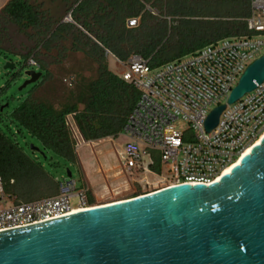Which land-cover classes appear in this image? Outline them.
<instances>
[{"label": "trees", "instance_id": "trees-1", "mask_svg": "<svg viewBox=\"0 0 264 264\" xmlns=\"http://www.w3.org/2000/svg\"><path fill=\"white\" fill-rule=\"evenodd\" d=\"M149 1L79 0L70 13L72 22H61L53 31L41 23L37 10L27 0H9L1 9L0 18L6 16L21 28L44 26V37L51 33L42 40L46 48L59 34H71L74 50L97 64L96 78L81 83L59 107L33 96L49 75L41 63L37 64L41 77L17 107L9 110V100H0V178L6 194L18 195L16 203L59 193L60 184L47 178L43 162L55 166L54 156L75 163L74 143L66 125L68 115L73 116L85 141L116 138L122 132L139 93L108 70L106 51L121 61L131 54L139 55L151 67H157L221 39L249 34L245 19L251 12V0H155L152 5ZM155 5L158 16L169 17V21L155 15ZM137 16L138 26L128 29L126 20ZM28 56L20 57L24 65ZM26 136L36 141L38 151L31 145L29 149L38 152L42 161L25 151L28 145L23 147L17 142V137ZM42 186L54 195L39 198ZM87 196L91 205L92 197L89 193Z\"/></svg>", "mask_w": 264, "mask_h": 264}, {"label": "built area", "instance_id": "built-area-1", "mask_svg": "<svg viewBox=\"0 0 264 264\" xmlns=\"http://www.w3.org/2000/svg\"><path fill=\"white\" fill-rule=\"evenodd\" d=\"M250 9L245 19L249 34L221 39L157 67L139 55L131 54L125 61L112 55L121 68L114 74L139 93L118 135L122 143L116 157L121 169L144 176L148 185L147 179L152 181L153 187L142 194L176 184L217 181L264 134V81L227 103L246 68L264 54V0H251ZM139 20L140 16L127 19L126 27L136 28ZM27 64L38 67L32 58ZM219 106L224 109L218 122L207 131V117ZM69 116L66 125L78 148L85 140ZM87 195L69 180L60 184L55 196L16 203L4 192L0 178V231L87 208ZM73 197L79 202L76 207L70 205Z\"/></svg>", "mask_w": 264, "mask_h": 264}, {"label": "water", "instance_id": "water-1", "mask_svg": "<svg viewBox=\"0 0 264 264\" xmlns=\"http://www.w3.org/2000/svg\"><path fill=\"white\" fill-rule=\"evenodd\" d=\"M25 75L21 89L42 74ZM263 81L264 54L246 68L227 103ZM223 109L209 114L207 131ZM0 264H264V136L217 181L167 186L2 230Z\"/></svg>", "mask_w": 264, "mask_h": 264}, {"label": "rangeland", "instance_id": "rangeland-1", "mask_svg": "<svg viewBox=\"0 0 264 264\" xmlns=\"http://www.w3.org/2000/svg\"><path fill=\"white\" fill-rule=\"evenodd\" d=\"M27 1L37 10L41 23H45L49 26L50 31H53L61 22H72L70 13L79 0ZM154 1L150 0L148 4L152 5ZM155 7V15L158 16V5H155ZM163 10H165L164 7ZM158 17L167 21L170 20L169 17ZM44 28V26H38L37 28L25 29L9 21L6 16L0 18V49H2L0 51V89L5 87L3 93L0 94V100H9V110L17 107L33 87L34 83H30L21 89L24 82L29 79L25 72L29 69L39 71L38 67L24 65L21 56L29 54V59L33 58L37 64L41 63L47 69L49 72L48 77L37 87L33 96L39 100L48 101L55 107L65 103L71 93L76 92L81 83L91 81L97 76V64L81 51L74 50L71 34H59L49 43L47 48L44 47L43 42L47 37V35L44 37ZM79 30H81L80 27ZM50 34L47 38L50 37ZM43 39L45 40L42 41ZM105 57L107 67L108 64L110 67H108V70L119 74L121 68L116 67L111 53H105ZM8 61L14 63L16 67L12 70L4 69V65ZM13 73L17 75L13 76ZM69 117L71 121L73 116ZM16 140L23 147L28 145V149L26 147L25 151L31 157L35 155L40 158L39 161H42L43 158L38 152H31L29 149L30 145L37 147L34 145L36 142L34 139L26 136L25 138L17 137ZM121 143V136L85 141V144L81 147L73 148L75 163L53 156L52 162L55 163V166H47L43 162L44 169L50 176H47V178L59 184H65L69 180H73L77 189L83 187L87 194L91 195L92 205L123 200L132 197L134 194L141 195L153 187L151 185L152 181L148 178V185L145 183L144 176L136 172L129 173L120 168L116 154ZM66 169L71 172L70 178L66 174ZM51 177H54V179H51ZM39 194H41L39 198L54 195L44 186L39 187ZM11 196L14 199L15 196L18 197L16 193ZM78 203L77 198L70 199L72 207H76Z\"/></svg>", "mask_w": 264, "mask_h": 264}, {"label": "bare ground", "instance_id": "bare-ground-1", "mask_svg": "<svg viewBox=\"0 0 264 264\" xmlns=\"http://www.w3.org/2000/svg\"><path fill=\"white\" fill-rule=\"evenodd\" d=\"M263 136H264V134L261 136V138H262ZM261 138H259V139L257 140V142L255 143V145H256V144H259ZM253 146H254V145H253ZM253 146H252V147H253ZM252 147H251V148H252ZM251 148H247V149L243 152V156H244L245 154H248V153L250 152ZM238 162H239V160L236 162V164H237ZM234 165H235V164H234ZM234 165H231V166H228L227 168H225L222 174L229 173L230 170H231V168H232ZM216 180H219V178L216 179ZM105 204H108V203H105ZM91 206H94V205H91ZM89 207H90V206H89ZM81 208H82V207H81ZM79 210H81V209H80V208H79V209H78V208H77V209L74 208V209L71 210V211L74 212V211H79ZM71 211H70V212H71Z\"/></svg>", "mask_w": 264, "mask_h": 264}, {"label": "crops", "instance_id": "crops-1", "mask_svg": "<svg viewBox=\"0 0 264 264\" xmlns=\"http://www.w3.org/2000/svg\"><path fill=\"white\" fill-rule=\"evenodd\" d=\"M8 1L9 0H0V11L8 3ZM111 57H112V54H111ZM108 67H109V64H108Z\"/></svg>", "mask_w": 264, "mask_h": 264}]
</instances>
